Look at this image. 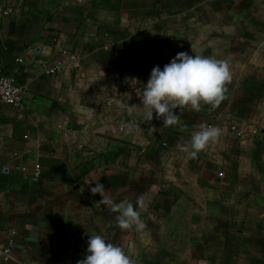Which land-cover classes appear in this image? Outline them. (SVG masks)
Returning a JSON list of instances; mask_svg holds the SVG:
<instances>
[{
	"label": "crops",
	"instance_id": "1",
	"mask_svg": "<svg viewBox=\"0 0 264 264\" xmlns=\"http://www.w3.org/2000/svg\"><path fill=\"white\" fill-rule=\"evenodd\" d=\"M180 52L227 60V98L145 122L137 94ZM0 77L26 89L0 103V264H77L92 235L133 264H264V0H0ZM202 123L220 141L185 159ZM95 183L143 196L144 232Z\"/></svg>",
	"mask_w": 264,
	"mask_h": 264
},
{
	"label": "clouds",
	"instance_id": "2",
	"mask_svg": "<svg viewBox=\"0 0 264 264\" xmlns=\"http://www.w3.org/2000/svg\"><path fill=\"white\" fill-rule=\"evenodd\" d=\"M231 80L227 60L180 52L163 70L159 66L153 67L142 93L137 94L142 103L139 108L143 119L151 122L155 113L156 119L163 120V127L179 126L185 109L199 112L202 105H209L210 110L217 109L227 98V85ZM175 109H179L181 115H177ZM89 112L94 113V109ZM181 130L185 128L182 127ZM222 134V128L202 123L198 130L191 133L190 140L177 144V148L185 154V159H196L209 146L217 144ZM89 191L93 196L100 195L101 199L97 204L118 213L117 226L122 231L134 229L144 232L146 224L141 219V212L145 207L143 196L137 197L134 206L127 200L115 202L101 183H95L94 187H89ZM87 243V255L78 260L77 264H133L122 246L106 242L102 235L90 236Z\"/></svg>",
	"mask_w": 264,
	"mask_h": 264
},
{
	"label": "built area",
	"instance_id": "3",
	"mask_svg": "<svg viewBox=\"0 0 264 264\" xmlns=\"http://www.w3.org/2000/svg\"><path fill=\"white\" fill-rule=\"evenodd\" d=\"M61 63H56L52 67L45 69V74H54L58 68H60ZM26 89L20 85H17L12 79L7 77H0V103L10 106H20L25 97ZM232 130H235L234 127H231ZM39 175L38 170L34 172V179H37ZM13 236V233L10 234V237ZM10 241V240H9ZM10 254V242L8 246L0 247V257L6 261Z\"/></svg>",
	"mask_w": 264,
	"mask_h": 264
}]
</instances>
